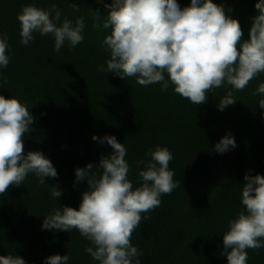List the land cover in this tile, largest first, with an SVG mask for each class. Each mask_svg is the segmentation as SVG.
<instances>
[{
    "label": "trees",
    "instance_id": "16d2710c",
    "mask_svg": "<svg viewBox=\"0 0 264 264\" xmlns=\"http://www.w3.org/2000/svg\"><path fill=\"white\" fill-rule=\"evenodd\" d=\"M75 2L78 12L71 7L73 0H0V34L7 36L10 58L8 66L0 69V95L17 98L28 107L34 122L23 137L24 152H42L58 173L46 177L43 185L29 173L21 186H12L0 196V255L45 264L51 255L67 254L68 264H99L85 252L92 245L78 230H45L42 223L55 208L79 210L88 185L87 180L76 182L75 170L91 163L95 171L100 159L112 152L106 141L99 142L110 135L127 149L128 179L134 189L143 183L138 173L144 163L138 162L149 161V150L157 146L173 154L169 168L181 185L162 195L158 208L142 214L145 220L131 238L141 253L140 264H227L223 234L228 222L244 210V176L264 175V109L258 105L264 94H255L264 83V73L242 91L225 83L207 92L200 105L176 94L171 83L164 91L160 83L141 86L135 77L107 72L111 57L103 40L111 30L94 28L91 16L98 10L102 23L108 13L105 4ZM176 2L183 9L191 0ZM213 3L237 19L242 40L249 39L253 17L258 15L257 0ZM27 4L42 9L55 4L61 21L68 18L75 23L85 17L83 41L72 49L65 42L57 53L54 37L36 32L32 42L21 44L17 14ZM100 66L105 71H98ZM229 91L237 101L220 111V99ZM223 129L235 139L236 147L220 154L215 145L226 136ZM53 185L62 190L59 198L51 194ZM247 251V264H264V247Z\"/></svg>",
    "mask_w": 264,
    "mask_h": 264
},
{
    "label": "clouds",
    "instance_id": "9594fccd",
    "mask_svg": "<svg viewBox=\"0 0 264 264\" xmlns=\"http://www.w3.org/2000/svg\"><path fill=\"white\" fill-rule=\"evenodd\" d=\"M71 7L79 11L73 0ZM108 13L100 22V12L92 11L93 27L110 29L103 45L110 52L107 72L121 78L135 77L136 83L148 86L161 84L194 105L206 102L209 91L225 83L234 91H242L260 73H264V0H257L258 15L253 17L249 39L244 35L237 19L231 18L221 5L213 0H191L190 6L181 9L176 0H112L105 5ZM21 44L33 41V34H51L54 50L58 53L68 43L69 49L83 39L85 17L75 20L64 18L55 4L42 9L35 4L22 6L17 14ZM6 34H0V69L10 62ZM98 71H105L103 66ZM165 72L168 79H165ZM255 94H264L260 83ZM233 91H229L218 105L223 111L235 104ZM264 109V99L258 102ZM34 117L28 107L17 98L0 95V196L12 186H21L29 173L38 177L55 178L58 173L50 159L40 151L24 152L23 137L29 133ZM94 141L98 137L93 136ZM107 142L112 152L103 156L95 171L93 164L75 170L76 182L87 180L88 190L82 194L79 210L61 206L43 219L42 229L70 232L78 230L91 242L87 252L99 264H140L141 253L131 243L133 232L140 227L142 215L161 205V196L170 195L180 185L174 181L169 168L173 154L167 147L149 150L151 159L144 163L138 175L143 183L133 188L128 179L127 149L115 136L105 135L100 143ZM235 139L226 135L215 145L223 154L235 148ZM97 169L101 170L99 175ZM241 203L244 210L228 222L223 234V252L227 264H247L248 249L264 247V175L244 176ZM53 198L62 190L51 187ZM70 257L51 255L45 264H68ZM0 264H26L17 255H0Z\"/></svg>",
    "mask_w": 264,
    "mask_h": 264
},
{
    "label": "rangeland",
    "instance_id": "374dc122",
    "mask_svg": "<svg viewBox=\"0 0 264 264\" xmlns=\"http://www.w3.org/2000/svg\"><path fill=\"white\" fill-rule=\"evenodd\" d=\"M98 1L101 2V3H104L105 5L109 4L108 2H106V0H98ZM223 134L226 135V131H224V129H223Z\"/></svg>",
    "mask_w": 264,
    "mask_h": 264
},
{
    "label": "water",
    "instance_id": "95a60500",
    "mask_svg": "<svg viewBox=\"0 0 264 264\" xmlns=\"http://www.w3.org/2000/svg\"><path fill=\"white\" fill-rule=\"evenodd\" d=\"M97 2H99L98 0H96ZM110 1H112V0H110ZM99 3H101V2H99Z\"/></svg>",
    "mask_w": 264,
    "mask_h": 264
}]
</instances>
